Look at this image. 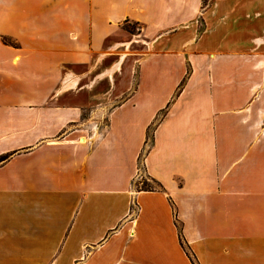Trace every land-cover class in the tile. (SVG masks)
<instances>
[{"label": "crops", "instance_id": "1", "mask_svg": "<svg viewBox=\"0 0 264 264\" xmlns=\"http://www.w3.org/2000/svg\"><path fill=\"white\" fill-rule=\"evenodd\" d=\"M1 157L0 264H264V0H0Z\"/></svg>", "mask_w": 264, "mask_h": 264}, {"label": "trees", "instance_id": "2", "mask_svg": "<svg viewBox=\"0 0 264 264\" xmlns=\"http://www.w3.org/2000/svg\"><path fill=\"white\" fill-rule=\"evenodd\" d=\"M3 41H4V43L8 42V39L4 37ZM183 81L184 80H182L181 83L179 84L178 91L180 90V88H181V86L183 84ZM161 114H163V113H161ZM152 128H153V126H149L147 128V130H146L144 147H143V149H142V151H141V153H140V155L138 157V169H140V170L143 168V156H144V153L149 149V147L151 146V143H152V137H153L152 136ZM0 159H3V158L1 157ZM146 179L149 180L153 185L152 186H150V185L148 186V185H146L144 180H141L140 184L136 183L138 189H141V190H154V189H161L162 188V186L158 182H156L155 180H153L151 178H148V177H146ZM180 242H181V240H180Z\"/></svg>", "mask_w": 264, "mask_h": 264}, {"label": "rangeland", "instance_id": "3", "mask_svg": "<svg viewBox=\"0 0 264 264\" xmlns=\"http://www.w3.org/2000/svg\"><path fill=\"white\" fill-rule=\"evenodd\" d=\"M124 27L126 28V29H128L129 31H135V26L134 25H128V24H124ZM141 180H144V182L146 183V185H150V186H152L153 184L149 181V180H147L145 177H142V179Z\"/></svg>", "mask_w": 264, "mask_h": 264}]
</instances>
